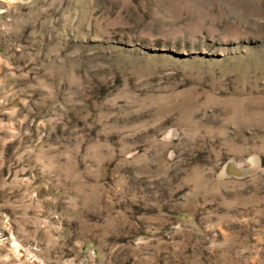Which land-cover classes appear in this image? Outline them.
Instances as JSON below:
<instances>
[{"label":"rangeland","instance_id":"1","mask_svg":"<svg viewBox=\"0 0 264 264\" xmlns=\"http://www.w3.org/2000/svg\"><path fill=\"white\" fill-rule=\"evenodd\" d=\"M0 264H264V0H0Z\"/></svg>","mask_w":264,"mask_h":264}]
</instances>
